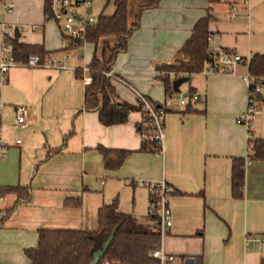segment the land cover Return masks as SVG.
<instances>
[{
  "label": "crops",
  "instance_id": "1",
  "mask_svg": "<svg viewBox=\"0 0 264 264\" xmlns=\"http://www.w3.org/2000/svg\"><path fill=\"white\" fill-rule=\"evenodd\" d=\"M101 1L105 13L111 0ZM45 5L46 0H0V53L4 25L18 26L20 42L43 44L52 57L69 53L64 69L11 68L1 90L0 138L8 147L0 157V189L19 185L31 195L17 202L16 193L5 192L0 200L7 212L0 217V264H30L26 250L38 246L40 228L97 229L99 208L116 198L120 211L147 219L148 211L139 217L137 202L149 200L145 183L161 181L173 188L172 224L160 242L175 256L168 264L200 255L203 264L264 262V160L246 163L244 198H233L231 188L233 158L248 152V128L237 122L247 105L248 66L240 63L231 73H219L206 65L192 73L183 93L193 89L205 100L191 103L197 110L191 112L175 101L165 115L163 154L141 151V111H132L124 123L104 125L97 111L83 109L86 83L75 69L87 74L84 67L95 46L85 42L88 58L69 62L77 48L68 47L69 39L47 18ZM92 9L101 13L94 1ZM114 9L113 2L105 14ZM208 14V52L227 48L244 58L264 54V0H160L143 11L140 27L112 65L120 78L112 81L119 97L132 105L139 101L136 92L151 101L166 97L161 77L168 72L161 66L178 64L181 55L187 59L181 48ZM177 73L169 72L170 79ZM17 106L26 108L23 122ZM254 124V136L264 138V115ZM98 146L132 152L112 170ZM66 199L80 203L66 205Z\"/></svg>",
  "mask_w": 264,
  "mask_h": 264
},
{
  "label": "trees",
  "instance_id": "2",
  "mask_svg": "<svg viewBox=\"0 0 264 264\" xmlns=\"http://www.w3.org/2000/svg\"><path fill=\"white\" fill-rule=\"evenodd\" d=\"M159 3L160 0H114L113 13L101 12L97 23L89 27L86 32L85 42L94 44L95 50L91 62L87 65L88 74L92 80L85 86L83 109L97 111L99 120L104 125L124 123L132 111L139 110L142 112L143 121L138 124L137 130L149 129L141 102L138 101L136 105H132L122 100L116 92L113 80L107 77L104 71L110 70L116 56L126 50L128 38L140 27L143 11L157 7ZM45 13L48 19L51 18L49 0H46ZM210 18L208 14L198 20L191 36L182 46L181 53L187 58L186 60H179L178 65L170 63L161 66L168 72L161 77L166 96L175 92L169 72L181 71L189 77L212 63L206 42L207 23ZM110 37H114L113 43L110 42ZM83 42V40H73L72 48L81 47ZM99 44H102L100 54L98 53ZM12 52L20 61L27 60L31 55H38L43 59L52 53L45 50L43 44L20 42L17 36L12 40ZM248 69L249 73L255 77L264 76V54L258 52L252 54ZM83 74L82 68L75 69L77 78H83ZM189 92H193V89ZM185 107L186 112L197 111L192 108V104ZM249 134L247 155L235 157L232 161L231 188L235 199L244 198L246 163L251 160H264V138L256 137L250 131ZM158 147L157 141L142 140L140 150L155 153ZM97 150L102 154L106 168L112 170L118 169L132 152L129 149L104 146H98ZM5 192L16 193L17 202L22 199L29 200L31 195L27 187L19 185L1 188L0 196H3ZM76 200L77 202L72 203L71 199H66L65 204L77 206L80 199ZM6 214L5 211V216ZM147 218L149 221L154 220L159 226V221L149 213ZM146 223L131 213L120 211L116 198L99 208L97 229L40 228L38 246L26 250V254L31 260L30 264H90L94 251L101 247L102 242L119 225L112 242L96 264H103L106 261L109 264H156L158 259L153 258L151 252L161 244L162 234L159 227L152 228ZM186 258L188 257L182 256L183 261ZM193 264H203L202 255L196 256ZM261 264L264 262L262 261Z\"/></svg>",
  "mask_w": 264,
  "mask_h": 264
},
{
  "label": "built area",
  "instance_id": "3",
  "mask_svg": "<svg viewBox=\"0 0 264 264\" xmlns=\"http://www.w3.org/2000/svg\"><path fill=\"white\" fill-rule=\"evenodd\" d=\"M13 4L8 6L11 10ZM51 18L55 20L60 28V31L69 37L71 40H83L85 42L86 32L89 27L93 26L98 21V15L93 12V0H49ZM235 16V12H232ZM21 29L26 30L32 27L21 25ZM19 27L16 25H4L2 27V44L0 53V100L1 90L8 80L11 68L17 66L23 67H56L59 69L67 68V59L69 53L62 52L59 56H47L41 58L38 55H31L25 61H20L15 58L12 52V40L16 37ZM209 54L212 60L211 64H207V70L211 72L231 73L236 65L242 63L249 65L251 55L244 58L240 54L234 53L227 48L209 49ZM86 75L83 80L86 84L90 83L92 78L88 74L89 68L84 67ZM107 77L112 80L120 79L111 68L104 71ZM248 84L247 105L245 111L237 118V122L244 124L248 131L253 132L255 128L254 121L259 115H264V76L255 77L248 72L246 76ZM139 101L142 104V110L146 116L148 130H138L139 136L145 141H157L159 147L155 151L157 155H162L164 152V127L165 115L169 108L177 101L182 106L205 100V95L196 92H185L178 100H174L172 95H167L161 101H151L145 95L136 92ZM24 106H17L19 122L24 121ZM20 140H18L19 142ZM8 142L0 138V157L5 156ZM149 188V207L148 213L159 221L161 234H163L172 224L171 209L169 206V198L172 193V186L165 181L157 184L145 183ZM2 196H0V200ZM5 216V211L0 209V217ZM153 258L158 259L156 264H168L175 260L173 254L168 253L161 245L154 248L151 252ZM103 264H109L107 261Z\"/></svg>",
  "mask_w": 264,
  "mask_h": 264
},
{
  "label": "rangeland",
  "instance_id": "4",
  "mask_svg": "<svg viewBox=\"0 0 264 264\" xmlns=\"http://www.w3.org/2000/svg\"><path fill=\"white\" fill-rule=\"evenodd\" d=\"M94 1V4H95V7H97V9H99L98 11L101 12L102 10V1L100 2V0H93ZM113 0H111V2L109 3L108 7L105 9V13H108V12H111L112 11V8H113ZM54 22V26L57 27V29L60 31L56 21L52 20ZM110 42L113 43L114 42V37H110L109 38ZM73 41V40H72ZM72 41L71 39H69V46L70 48L73 47L74 44H72ZM84 43L83 42V45L79 48H77L76 50H74L72 53H71V58L69 59V62H73L75 59L76 60H79V59H87L88 58V54H89V47H86L84 46ZM73 49V48H72ZM102 51V44H99V48H98V53L100 54ZM81 57V58H80ZM180 59L182 60L183 59V56L181 55ZM178 65V64H177ZM180 73H183V72H178L176 75L177 77H180L182 74ZM185 75V74H183ZM187 83V82H186ZM186 83L183 84L182 88H181V91L180 92H174V94H172V97L174 100H178L181 95L183 94V89L186 87ZM166 97H163L162 99H159L158 101H163ZM149 207V200L147 199L146 200V204H145V199H143V201L140 203V201L137 202V208L139 209L138 210V214L140 215L139 217H142L145 218L144 215H146L147 213V208ZM144 222H147L146 224L149 225L150 227L152 228H155V227H159L157 222H155L154 220L152 221H149L148 218L147 219H144L143 220ZM160 228V227H159Z\"/></svg>",
  "mask_w": 264,
  "mask_h": 264
},
{
  "label": "water",
  "instance_id": "5",
  "mask_svg": "<svg viewBox=\"0 0 264 264\" xmlns=\"http://www.w3.org/2000/svg\"><path fill=\"white\" fill-rule=\"evenodd\" d=\"M16 36L17 37L20 36L18 32L16 33ZM188 79H189L188 76H180V77L175 78L172 81L173 90L175 92H180L181 84L188 81ZM118 229H119V225H117L114 228V230L107 236V238L102 242L101 247L94 251L93 259H92L90 264H96L101 259V257L103 256V254L105 253V251L109 247L110 243L112 242V240L115 236V233L118 231ZM193 263H194V258H192V257L186 258L185 264H193Z\"/></svg>",
  "mask_w": 264,
  "mask_h": 264
}]
</instances>
